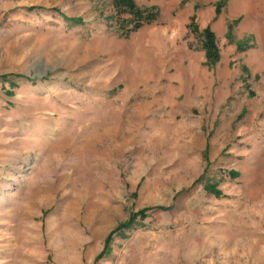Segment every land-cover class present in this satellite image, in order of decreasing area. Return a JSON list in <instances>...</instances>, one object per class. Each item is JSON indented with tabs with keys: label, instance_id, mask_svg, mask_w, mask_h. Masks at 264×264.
<instances>
[{
	"label": "rangeland",
	"instance_id": "1",
	"mask_svg": "<svg viewBox=\"0 0 264 264\" xmlns=\"http://www.w3.org/2000/svg\"><path fill=\"white\" fill-rule=\"evenodd\" d=\"M135 3L0 0V264H264V0Z\"/></svg>",
	"mask_w": 264,
	"mask_h": 264
},
{
	"label": "trees",
	"instance_id": "2",
	"mask_svg": "<svg viewBox=\"0 0 264 264\" xmlns=\"http://www.w3.org/2000/svg\"><path fill=\"white\" fill-rule=\"evenodd\" d=\"M113 7L114 15L111 17L115 18L116 28L120 30L124 35H128L130 32L137 30L142 25L152 22L156 18V12L148 9H141L135 3V0H110ZM72 21L80 22L81 19L71 18ZM203 36V49L206 59V64L211 66L217 62L219 59L218 46L216 43V37L214 33L209 29L205 28L202 31ZM239 49H244L245 46L243 43H238ZM233 175H236V172L231 171ZM207 186V184L205 185ZM207 189L212 190L215 194H219L220 191L214 187L208 186ZM137 215L141 217L145 216V210H140L136 213H133L130 217V220L123 222L119 225L120 228H128L132 224L133 220Z\"/></svg>",
	"mask_w": 264,
	"mask_h": 264
}]
</instances>
